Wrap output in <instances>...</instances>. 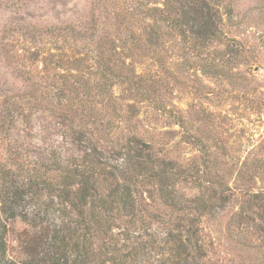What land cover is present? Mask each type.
I'll return each instance as SVG.
<instances>
[{
    "label": "trees",
    "instance_id": "16d2710c",
    "mask_svg": "<svg viewBox=\"0 0 264 264\" xmlns=\"http://www.w3.org/2000/svg\"><path fill=\"white\" fill-rule=\"evenodd\" d=\"M230 15L227 0H91L87 22L77 30L70 23L68 29L71 46H81L84 60L88 54L94 60L95 72L86 74L95 82L99 108L89 99L88 80L51 89L57 92L55 106L42 97L47 87L38 93L33 86L15 90L0 85V264H32L7 258V223L16 219L39 228L32 240L36 264H130L139 253L130 249L131 229L148 213L143 192L169 211L163 232L153 240L157 261L207 263L201 223L218 218L231 189L221 186L224 193L211 184L206 187L192 169L156 157L151 144L133 132L115 150L102 145L112 128L108 120L103 123L101 109L113 99L124 102L114 98L113 90L126 86L134 96L120 108L126 120L136 117L138 103H145L179 124L177 112L158 97L157 70L179 58L215 67L208 52L223 46V21ZM68 60L77 62L76 54ZM42 104L74 113L54 114L74 124L79 153L65 154L52 145L30 152L23 138L11 136L17 118ZM147 186L151 191H144ZM238 199L235 221L247 222L250 210L264 224V191H242Z\"/></svg>",
    "mask_w": 264,
    "mask_h": 264
},
{
    "label": "rangeland",
    "instance_id": "374dc122",
    "mask_svg": "<svg viewBox=\"0 0 264 264\" xmlns=\"http://www.w3.org/2000/svg\"><path fill=\"white\" fill-rule=\"evenodd\" d=\"M48 1L0 0V85L15 90L33 86V92L39 93L42 87L49 91L88 80L89 99L99 108L95 82L86 74L95 72L94 60L89 54L84 60L81 46H71L68 29L70 23L77 30L87 22L91 0H60L61 6V2L51 5ZM227 1L231 15L224 17L223 46L208 52L215 67H200L191 59L179 58L157 70L158 97L177 112L181 122L175 123L167 112L145 103H138L136 117L126 120L128 115L120 108L132 103L133 93L126 86L114 88V98L124 102L113 99L109 107L101 109L103 123L108 120L112 128L102 145L115 150L133 132L151 144L156 157L192 169L206 187L211 184L220 191L229 187L231 199L225 210L216 220L201 223L206 264H264V224L256 211L248 210L247 222L233 217L240 204L239 192L264 191V0ZM74 54L77 62L70 63L68 58ZM47 91L42 95L44 101L55 106L57 92ZM27 112L17 118L10 134L23 138L28 151L52 145L65 154L80 152V144L73 140L74 124L54 114L67 111L50 110L42 104ZM67 114L74 115L72 111ZM75 114L80 119V112ZM142 196L148 213L131 229L130 249L139 253L130 264H160L153 240L163 232L162 222L169 211L157 199L149 200L148 192ZM7 224V258L36 264L32 240L39 228L20 219Z\"/></svg>",
    "mask_w": 264,
    "mask_h": 264
}]
</instances>
